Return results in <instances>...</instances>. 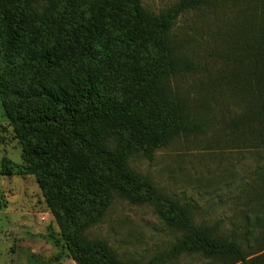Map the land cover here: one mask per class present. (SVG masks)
<instances>
[{
    "label": "trees",
    "instance_id": "16d2710c",
    "mask_svg": "<svg viewBox=\"0 0 264 264\" xmlns=\"http://www.w3.org/2000/svg\"><path fill=\"white\" fill-rule=\"evenodd\" d=\"M229 1L181 0L156 14L142 0H0V89L23 148V164L6 160L2 173L36 176L77 264H137L88 235L115 197L155 200L164 222L192 231L173 255L229 252L260 264L194 227L188 207L155 199L130 163L139 151L152 161L169 136L206 132L171 87L173 77L202 69L176 53L172 31L183 13ZM232 2L242 4V19L221 78L245 98L235 130L264 148V0Z\"/></svg>",
    "mask_w": 264,
    "mask_h": 264
},
{
    "label": "rangeland",
    "instance_id": "374dc122",
    "mask_svg": "<svg viewBox=\"0 0 264 264\" xmlns=\"http://www.w3.org/2000/svg\"><path fill=\"white\" fill-rule=\"evenodd\" d=\"M159 14L181 0H142ZM242 4L205 7L183 13L172 31L176 53L199 62L201 71L179 74L171 87L189 115L207 123L202 134L169 136L152 161L142 151L131 166L154 185V198L191 210V224L212 240L234 242L250 259L264 264V148L256 146L233 122L244 112L245 98L221 78L230 64L231 36L242 19ZM0 89V264H77L35 175H6L4 162L23 164V148L8 119ZM117 251L124 263L241 264L229 252L203 250L173 255L192 231L164 222L155 200L134 204L115 197L88 233Z\"/></svg>",
    "mask_w": 264,
    "mask_h": 264
}]
</instances>
